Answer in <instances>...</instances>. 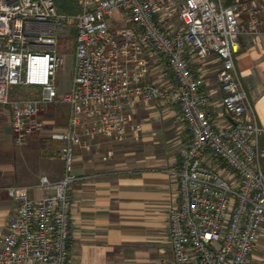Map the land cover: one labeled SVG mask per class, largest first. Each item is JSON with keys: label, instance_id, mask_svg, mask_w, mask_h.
Returning a JSON list of instances; mask_svg holds the SVG:
<instances>
[{"label": "built area", "instance_id": "1", "mask_svg": "<svg viewBox=\"0 0 264 264\" xmlns=\"http://www.w3.org/2000/svg\"><path fill=\"white\" fill-rule=\"evenodd\" d=\"M77 2L81 11L69 14L56 0H0V104L11 108L16 144L48 129L43 113L49 104L70 106L67 126L50 134L64 142L55 151L65 161L64 177L43 176L37 198L28 186L8 188L18 204L2 238L0 264L72 263L76 147L102 136L126 140L130 126H142L135 111L151 101L178 104L191 134L180 148V200L169 210L174 254L159 264H251L264 222V129L235 53L244 33L264 34V0ZM71 26L77 32L73 82L61 95L58 75ZM213 54L231 117L226 126L209 114L211 96L191 64L193 57ZM152 59L164 61L173 79L151 80ZM13 87L33 94L12 96Z\"/></svg>", "mask_w": 264, "mask_h": 264}, {"label": "crops", "instance_id": "2", "mask_svg": "<svg viewBox=\"0 0 264 264\" xmlns=\"http://www.w3.org/2000/svg\"><path fill=\"white\" fill-rule=\"evenodd\" d=\"M238 1L246 0L225 2ZM240 42L236 66L264 129V34L244 33ZM159 62L154 65L158 75L153 70L152 79L160 81L163 62ZM191 64L202 89L211 96L209 114L218 125H229L231 117L222 103L224 91L217 75L218 56L193 57ZM6 106L0 104V251L18 204L8 188L28 186L30 196L37 198L44 193L43 176L56 181L65 175V161L55 155L64 142L53 140L46 131L31 135L26 145L16 144L11 109ZM44 113L47 125H52ZM134 119L142 126H130L126 141L102 136L90 141L89 147H76L71 264H159L173 257L169 210L180 200V148L190 142V130L178 104L143 103ZM152 119L164 121L166 128L159 129ZM261 139L264 156V132ZM250 263L264 264V222Z\"/></svg>", "mask_w": 264, "mask_h": 264}, {"label": "rangeland", "instance_id": "3", "mask_svg": "<svg viewBox=\"0 0 264 264\" xmlns=\"http://www.w3.org/2000/svg\"><path fill=\"white\" fill-rule=\"evenodd\" d=\"M113 24L116 27H119V23H118L116 18L113 19ZM71 28H72V30L75 29L74 26H71ZM62 52L65 54V56H64V64L61 67V69L59 71V75H58V86H59V90H60L61 95H64L66 92H68L70 90V88L72 86V82H73V71H74L73 69H74V62H75V58H74L75 57L74 56V54H75V41L73 40V37H70L69 40L65 42V46H64ZM162 62H164V61H160L159 63H162ZM151 63H153L152 69L154 70L155 69L154 59L151 60ZM161 68H163L162 80L159 81V79H157V80L155 79V82L157 84H160V85L163 84V82H165V81H163L164 78H168L169 80L173 79L172 74H171V72L168 68V65L166 63L161 64L159 69H161ZM160 71H162V70H160ZM154 73H156V75H158L157 74L158 72H155V70H154ZM151 80H152V78H151ZM16 88L17 87H13L12 96H16V97L17 96L18 97H20V96H32V94H33V90L31 88H18V89H16ZM8 108H10V106H8ZM69 110H70V106L68 103H65V102H57V103L49 104L47 106L46 112L44 113L45 114L44 116H46L47 120L51 119L52 125L48 124L47 125L48 129L46 131L51 132L53 129H60V130L64 129L67 126V124H66L67 116L66 115L69 116ZM155 120L156 119H152L153 123H156V126L159 129L163 130L166 128V127H164L166 125V123L164 121L160 122V120H156V121ZM67 123H68V121H67ZM168 124H169V122H168ZM161 134H163V133H161ZM165 135L166 134H164L162 136V138H164ZM124 141H126V140H124ZM124 145H125V143H124ZM125 147H126V145H125Z\"/></svg>", "mask_w": 264, "mask_h": 264}, {"label": "trees", "instance_id": "4", "mask_svg": "<svg viewBox=\"0 0 264 264\" xmlns=\"http://www.w3.org/2000/svg\"><path fill=\"white\" fill-rule=\"evenodd\" d=\"M56 1H57L59 10L64 12V13L77 14L81 11V8H80L77 0H56ZM231 2L232 1H229V3H231ZM229 3H226V4L229 5ZM76 35H77L76 30L75 29L72 30L71 31V37H73V39H75ZM261 145L263 147L262 139H261ZM262 165H263V169H264V156H262Z\"/></svg>", "mask_w": 264, "mask_h": 264}]
</instances>
